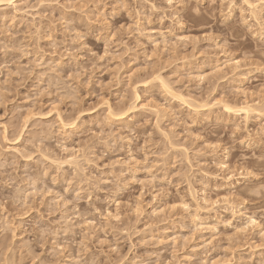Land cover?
<instances>
[{
    "label": "clouds",
    "instance_id": "9594fccd",
    "mask_svg": "<svg viewBox=\"0 0 264 264\" xmlns=\"http://www.w3.org/2000/svg\"><path fill=\"white\" fill-rule=\"evenodd\" d=\"M0 264H264V0H0Z\"/></svg>",
    "mask_w": 264,
    "mask_h": 264
}]
</instances>
